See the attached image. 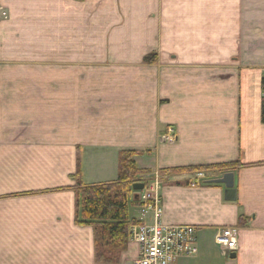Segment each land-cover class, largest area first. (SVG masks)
Here are the masks:
<instances>
[{
	"label": "crops",
	"instance_id": "1",
	"mask_svg": "<svg viewBox=\"0 0 264 264\" xmlns=\"http://www.w3.org/2000/svg\"><path fill=\"white\" fill-rule=\"evenodd\" d=\"M263 99L264 0H0V264H97L72 188L116 181L123 151L159 176L162 223L198 228L177 264H264ZM237 163L233 202L227 173H171Z\"/></svg>",
	"mask_w": 264,
	"mask_h": 264
},
{
	"label": "trees",
	"instance_id": "2",
	"mask_svg": "<svg viewBox=\"0 0 264 264\" xmlns=\"http://www.w3.org/2000/svg\"><path fill=\"white\" fill-rule=\"evenodd\" d=\"M153 62L154 59H147ZM264 123V99L262 104ZM137 152L123 151L119 154L118 179L98 185L87 186L80 173L75 176L73 191L76 194V223L81 227L94 230L95 261L97 264H119L122 254L127 250L130 240V228L136 221L130 218V208H143L146 204L135 199L133 186L141 180L146 171L140 170ZM240 164L216 166L212 168H186L172 170L171 173L218 171L234 172ZM143 182V181H142Z\"/></svg>",
	"mask_w": 264,
	"mask_h": 264
},
{
	"label": "built area",
	"instance_id": "3",
	"mask_svg": "<svg viewBox=\"0 0 264 264\" xmlns=\"http://www.w3.org/2000/svg\"><path fill=\"white\" fill-rule=\"evenodd\" d=\"M175 142L173 129H169L166 140ZM204 173H198L192 183L205 180ZM162 182L157 176L140 192V202L145 213L153 214V222L138 223L130 228V243L138 246V255L131 264H177L198 255V228L189 225H165L162 223ZM239 228H222L216 236V244L222 249L234 252L238 248Z\"/></svg>",
	"mask_w": 264,
	"mask_h": 264
},
{
	"label": "water",
	"instance_id": "4",
	"mask_svg": "<svg viewBox=\"0 0 264 264\" xmlns=\"http://www.w3.org/2000/svg\"><path fill=\"white\" fill-rule=\"evenodd\" d=\"M212 183L223 184L226 187L225 190V198L227 201H236L237 199V191L235 189V175L233 173L224 174L222 178L218 180L212 181ZM145 189V184L142 182H138L133 186V190L136 193L135 199L139 200V192ZM236 257V254L231 256L232 259Z\"/></svg>",
	"mask_w": 264,
	"mask_h": 264
},
{
	"label": "rangeland",
	"instance_id": "5",
	"mask_svg": "<svg viewBox=\"0 0 264 264\" xmlns=\"http://www.w3.org/2000/svg\"><path fill=\"white\" fill-rule=\"evenodd\" d=\"M7 17H8V15H7V13H5V14H4V18L7 19ZM10 50H11V49H10L9 45H8V44H5V52H8V51H10ZM11 51H12V50H11ZM174 133H175V132H174ZM166 138H167V136H166ZM167 142L171 143L168 139H167ZM173 143H174V142H172L171 144H173ZM212 171H214V170H212ZM204 172H205V171H203V172L201 171V172H197V173H204ZM204 176H205V174H204ZM204 178L206 179L207 176H205ZM138 180H141V181H139V182H142V181H143V182H148L147 178H146V177H143V176H140ZM239 234H240V229H239ZM129 245H130V243L128 244V247H129ZM127 251H128V248H127V250H126L124 253H126ZM124 253H123V254H124ZM123 254H122V255H123ZM121 258H122V256H121Z\"/></svg>",
	"mask_w": 264,
	"mask_h": 264
}]
</instances>
